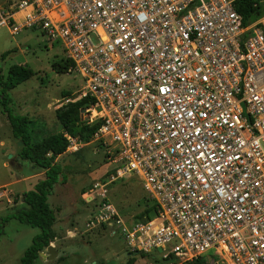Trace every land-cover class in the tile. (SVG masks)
I'll use <instances>...</instances> for the list:
<instances>
[{"label": "built area", "instance_id": "2783aa9c", "mask_svg": "<svg viewBox=\"0 0 264 264\" xmlns=\"http://www.w3.org/2000/svg\"><path fill=\"white\" fill-rule=\"evenodd\" d=\"M237 1L0 6V32L63 47L117 177L137 176L156 208L128 225L97 183L87 229L149 264H264V21L244 25Z\"/></svg>", "mask_w": 264, "mask_h": 264}, {"label": "rangeland", "instance_id": "374dc122", "mask_svg": "<svg viewBox=\"0 0 264 264\" xmlns=\"http://www.w3.org/2000/svg\"><path fill=\"white\" fill-rule=\"evenodd\" d=\"M15 0H0V6L13 3ZM264 6V0H260ZM263 11L253 23L263 22ZM13 51L6 59L3 55ZM13 66H26L34 71L35 76L9 92L12 99L11 108L15 114L26 116L34 122L32 130L39 137L56 139L65 135L57 118V110L69 103L83 101L85 85L82 78L74 73L63 56L60 44L51 45L40 33L23 31L12 36L7 29L0 32V73L7 77ZM69 95V96H67ZM96 115L93 119H95ZM87 112L83 120L87 121ZM23 146H20L12 134L10 123L3 113L0 99V264H21L26 250L32 245L33 239L41 231L29 225L13 220L3 224L2 219L19 212L18 206L9 209L6 205L8 197L3 193L8 189L13 205L20 202V195L12 189L22 192L21 186H12L21 172H26L18 156ZM106 148L95 136L87 143L77 142L69 147L65 156L57 160L63 168L65 183L55 186L49 204L53 209L61 210L58 215L56 236L60 242L57 246L65 250L62 259L56 257L47 261L43 257L35 264H149L151 256L132 252L122 236H112L106 227L89 231L86 221L95 209L93 201L94 186L97 183H109V200L119 212L124 221H144L153 215V202L148 198L144 187L135 175L118 178L115 169L106 157ZM13 155L10 160L9 156ZM44 173V171H41ZM45 179V176H44ZM63 182V180H62ZM93 195V196H92ZM85 203L82 204L81 201ZM76 233L70 239H63L67 231L62 233V225ZM61 223V224H60ZM62 229V230H61ZM63 236V237H62ZM55 242V241H54ZM53 242V243H54ZM52 244V243H51ZM47 253V251L43 252Z\"/></svg>", "mask_w": 264, "mask_h": 264}, {"label": "trees", "instance_id": "16d2710c", "mask_svg": "<svg viewBox=\"0 0 264 264\" xmlns=\"http://www.w3.org/2000/svg\"><path fill=\"white\" fill-rule=\"evenodd\" d=\"M236 10L246 26L253 23L261 11L264 15V6L260 0H238ZM11 53L13 51L4 54L2 58L6 59ZM66 63L72 67V63L68 61ZM34 76V71L26 66L11 67L7 77L0 73V99L3 113L10 123L13 137L18 142L23 143L18 158L22 163L30 162L34 167L45 171V179L39 182L34 190L25 195L24 200L27 208L2 219L3 224L16 220L41 231L26 250L21 264H35L40 254L45 252L56 239L54 227L58 222V215L60 216L61 210L59 208L53 209L49 204V198L57 184L66 182V177L63 176V168L57 159L65 156L70 147L67 136L77 139L80 143H87L95 136L100 127L99 123L90 125L88 121L83 120V111L90 109L94 103L85 98L83 101L69 103L57 110L58 121L66 136L61 135L56 139L44 137L40 141L35 140L39 136L32 130L34 122L26 116L14 113L11 108L12 99L9 95L10 91L31 80ZM81 203L84 204L85 202L82 200ZM152 212L153 215L156 212L154 205ZM153 215L147 216L145 220L150 219ZM1 235L2 231H0ZM191 264L207 263L198 260Z\"/></svg>", "mask_w": 264, "mask_h": 264}, {"label": "crops", "instance_id": "0c3cea01", "mask_svg": "<svg viewBox=\"0 0 264 264\" xmlns=\"http://www.w3.org/2000/svg\"><path fill=\"white\" fill-rule=\"evenodd\" d=\"M23 166H24V169L26 170V172H24V173L21 172L20 176L17 177V180H15L14 182L11 183V185L14 186V187L17 186V185H23V186H21V187H23L22 188V192H18V190H16V189L14 190V189L11 188V191L17 192V194H21L20 195V199H21L20 202L19 203L15 202V204L13 205V202L11 201L12 196L10 195V197H9V194H11L10 191L8 189H6V191H5L6 192V195L5 196L8 197L7 204H11L12 203V206L6 205L9 209H12L13 207H16V206H18L20 208L19 211L26 209L27 206H26L25 200H24L26 193L34 190L35 186L39 182H41L42 180H44L45 171H44V173H41V171H43V170H40V169L34 167L31 164H30V166H27V165H25L23 163ZM60 216L63 217L64 215H60ZM62 217H60V219H64ZM59 220H58V222H59ZM58 222L56 223V225L54 227V230L55 231H57ZM67 223H68V221L66 222V224L62 225L64 228H62L63 230L62 229L61 230H62V233L63 234H64V231H67V236H69V237H64L63 239H70L71 238L70 235H72V236H75L76 235V233L74 231H71L70 228H68V229L65 228L67 226ZM58 242H60V239H59V237L56 236L55 242L52 243L51 245H53L55 247V249H56V251L58 253V258L59 259H62V257L66 256L65 255L66 253H65V250H60L58 248V246H57V243ZM61 255H62V257H60Z\"/></svg>", "mask_w": 264, "mask_h": 264}, {"label": "water", "instance_id": "95a60500", "mask_svg": "<svg viewBox=\"0 0 264 264\" xmlns=\"http://www.w3.org/2000/svg\"><path fill=\"white\" fill-rule=\"evenodd\" d=\"M83 113H86V111H83ZM87 121H89V118L87 119ZM20 146H23V143L20 142ZM13 158L12 155L9 156V159L11 160ZM25 165L30 166V162H24ZM41 257H43L44 259H46L47 261H52L53 259H55L56 257H58V253L55 249V247L53 245H50L47 249V253H41L40 254Z\"/></svg>", "mask_w": 264, "mask_h": 264}]
</instances>
